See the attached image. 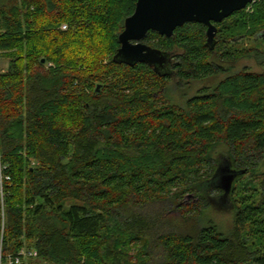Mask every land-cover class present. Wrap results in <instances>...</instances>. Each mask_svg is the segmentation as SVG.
I'll return each instance as SVG.
<instances>
[{"label": "trees", "instance_id": "16d2710c", "mask_svg": "<svg viewBox=\"0 0 264 264\" xmlns=\"http://www.w3.org/2000/svg\"><path fill=\"white\" fill-rule=\"evenodd\" d=\"M249 6L216 24L213 51L202 24L150 32L173 57L159 76L113 60L136 0H0V56L10 60L0 73L4 257L264 264V71L227 68L252 56L264 68V51L235 48L257 35L264 44V0ZM219 147L243 172L229 196L232 237L202 218L224 193Z\"/></svg>", "mask_w": 264, "mask_h": 264}, {"label": "water", "instance_id": "95a60500", "mask_svg": "<svg viewBox=\"0 0 264 264\" xmlns=\"http://www.w3.org/2000/svg\"><path fill=\"white\" fill-rule=\"evenodd\" d=\"M254 2L256 0H136L135 11L125 21L124 31L119 36L121 46L113 60L129 66L145 63L159 76L169 75L172 54L143 43L150 32L170 38L185 24H202L207 27L206 44L213 51L217 45L216 24ZM217 174H220V188L228 197L236 178L243 172L220 167Z\"/></svg>", "mask_w": 264, "mask_h": 264}, {"label": "rangeland", "instance_id": "374dc122", "mask_svg": "<svg viewBox=\"0 0 264 264\" xmlns=\"http://www.w3.org/2000/svg\"><path fill=\"white\" fill-rule=\"evenodd\" d=\"M257 1L258 0H256V2ZM251 11H252V7L249 6V8L247 9V12L250 13ZM65 28L66 26H63V29ZM147 37L143 40V43L151 46L147 42ZM258 39H261V36L257 35L256 37H253V38H249V37L243 38L238 42L235 48L240 51H243L245 49H250V50L258 49V50L264 51V44H262L261 40H258ZM172 60H173V57H172ZM9 66H10V60L6 57L0 56V73L6 72L9 69ZM227 68L228 69L234 68V70L247 68L253 72L264 71V68L259 64V62L256 60L254 56L243 58L234 65H227ZM202 86L203 84L197 83L194 88L198 89ZM175 92L176 93H173L175 99H179L177 98L180 93L179 90ZM227 156L228 154H227L226 147H219L214 154L215 159L220 162V167L230 166L229 159ZM185 201L187 203H190V202L196 203L198 200L194 196H188ZM209 202H210V205L204 209V212L202 214V218L204 222H207V221L212 222L213 224L217 226L220 233H222L224 236L232 237L235 232V225H234L233 210L229 203L230 202L229 196L226 197L224 196V193H223L221 196H216V197L213 196L212 198L209 199ZM175 213H178V212H175Z\"/></svg>", "mask_w": 264, "mask_h": 264}, {"label": "built area", "instance_id": "2783aa9c", "mask_svg": "<svg viewBox=\"0 0 264 264\" xmlns=\"http://www.w3.org/2000/svg\"><path fill=\"white\" fill-rule=\"evenodd\" d=\"M27 257L35 258L37 257V252L21 250L17 256L9 255L4 257L0 251V264H23V259Z\"/></svg>", "mask_w": 264, "mask_h": 264}]
</instances>
